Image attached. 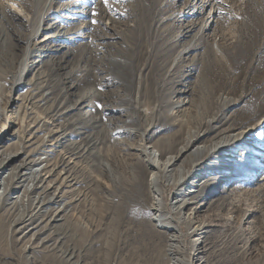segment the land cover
<instances>
[{"label":"rangeland","instance_id":"rangeland-1","mask_svg":"<svg viewBox=\"0 0 264 264\" xmlns=\"http://www.w3.org/2000/svg\"><path fill=\"white\" fill-rule=\"evenodd\" d=\"M223 138L175 182L198 147ZM189 141L164 172L153 165ZM8 145L19 153L4 178L31 157L61 190L37 211V236L11 224L29 200H0V264H92L108 243L116 257L111 218L113 229L133 227L139 204L155 225L156 199L169 215L194 180L186 198L206 226L202 261L264 264V0H0V150ZM208 165L216 171L190 174ZM56 208L61 220L49 222ZM172 219L192 255L188 224Z\"/></svg>","mask_w":264,"mask_h":264},{"label":"bare ground","instance_id":"bare-ground-1","mask_svg":"<svg viewBox=\"0 0 264 264\" xmlns=\"http://www.w3.org/2000/svg\"><path fill=\"white\" fill-rule=\"evenodd\" d=\"M60 4L61 7L66 6L64 3ZM33 55L37 56L34 53ZM5 128V126H2V129ZM196 138L197 137H195V139ZM229 138H223L208 147H198V149H196V152L194 153L197 157H195L194 160L190 162V167L187 168V170L186 168L184 170L183 167H179V169L177 170V177L175 182L184 184L183 176L186 175L192 167H195L196 164H198L197 162L198 160H200V156L206 152L218 151L222 148V146L226 145L230 141ZM12 145L13 144H11V146ZM188 145H190V141L176 152V156H170L164 161H161L159 156L154 157L152 159L153 165L157 169L160 168V170L164 172L165 169L171 167L174 164L180 153L186 151ZM9 146L10 145L3 147L0 150V200H14V202L11 203L17 204L21 206V208L23 203L26 200H29L28 209H30V211H27V213L21 212V214L13 218L11 224L15 228H13V231L15 233L17 232V234L19 232H22L23 230H27L28 233L33 231L32 234L37 236L43 232L45 233L46 231V223L42 224L44 222L42 220H40V223L33 225L35 220L39 218L37 211L43 208L44 205L56 203L57 196L55 195L56 192H60L61 188L60 186L56 187L55 183H52L50 181L46 182L41 177L43 170L39 171L37 168L40 163H37V161H34V159H32L31 157H29V159H27L26 161H21L18 164L12 165L7 177L4 178V171L7 170L11 162L19 153L18 150H7V147ZM34 153H37V149L33 150L32 154ZM67 167L68 166L66 164H63L62 167H60L59 180L64 181V184H62L61 186H64L65 184L70 182L69 175L67 173ZM208 167L209 168L201 171H193L190 174H192V176H195V178H199L200 176H203L201 175V173L212 174L214 173V171H216V168H214L215 165H208ZM16 182H18L17 186H13V184H15ZM196 182L197 180L192 181L189 184V187H184L175 193L174 200L171 203V214L169 215H165L161 212L160 201L159 199H156V204H154V206H151V209H149V211L151 212L154 211V216L151 219L152 221H154L155 225L151 222V220L148 219L147 214L143 212V210L141 211L140 208H142L143 206L140 207L139 204L137 206V211L129 216V219L135 224L133 227L126 226L124 228H120L119 226H116V228L113 229V226L111 225V223L113 222V218H111V223L106 226V234L108 235V238L116 235L118 246L120 247V253L118 256L116 255V257H113L111 254V248L113 245L111 243H108L103 248L105 251L99 254L94 259V261H92V264H112V262L113 264H207L206 261H202L204 259L203 257L205 255V250L201 249V247H203L201 246L203 245V241L200 240V235L202 233H205L206 226H204L203 222L196 223L195 221H193L192 216L199 213V208L194 206L196 201H190V199L186 198V196L193 192L191 190L192 188L201 186L200 184L197 185ZM148 186L157 196L159 195L157 173H150ZM51 188L53 189L52 191L50 190ZM10 192H13V197L11 198H9L11 194ZM32 194H35L34 196L37 197L35 198L33 196L32 198ZM52 210L53 212L49 215L48 221H53L56 223V221L61 220L59 215L62 211L59 208ZM187 210L189 211L188 213L186 212ZM172 218L176 219V224H188L189 235L191 237L189 245L192 255L190 253L188 254L183 242V234L181 233L178 225L172 224ZM116 219H118V216L116 217ZM146 225L149 226L150 231H144V226ZM158 225H160V228L164 227L166 229V233L156 230L155 226L157 227ZM3 231L4 222L3 220H0V242L1 240H3ZM120 245H123V247ZM62 254L64 255L65 252H63ZM73 258L74 256L72 254H68V263L73 260Z\"/></svg>","mask_w":264,"mask_h":264}]
</instances>
